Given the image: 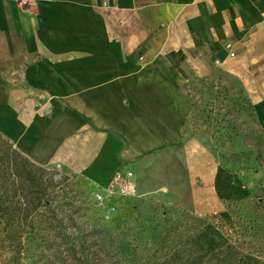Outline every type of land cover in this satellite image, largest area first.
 <instances>
[{
    "label": "crops",
    "instance_id": "obj_1",
    "mask_svg": "<svg viewBox=\"0 0 264 264\" xmlns=\"http://www.w3.org/2000/svg\"><path fill=\"white\" fill-rule=\"evenodd\" d=\"M17 1L0 0V134L31 162L102 187L159 147L188 151L182 88L217 73L264 129V0Z\"/></svg>",
    "mask_w": 264,
    "mask_h": 264
},
{
    "label": "rangeland",
    "instance_id": "obj_2",
    "mask_svg": "<svg viewBox=\"0 0 264 264\" xmlns=\"http://www.w3.org/2000/svg\"><path fill=\"white\" fill-rule=\"evenodd\" d=\"M182 89L193 104L183 135L201 143L159 147L102 187L31 162L0 134V207L14 223L39 225L33 240L22 237L23 264H264V129L222 73ZM212 143L234 151V170ZM118 173L135 184L133 196L108 191ZM13 255L0 241V264Z\"/></svg>",
    "mask_w": 264,
    "mask_h": 264
},
{
    "label": "trees",
    "instance_id": "obj_3",
    "mask_svg": "<svg viewBox=\"0 0 264 264\" xmlns=\"http://www.w3.org/2000/svg\"><path fill=\"white\" fill-rule=\"evenodd\" d=\"M245 99L249 103L247 98ZM249 105L251 106L250 103ZM192 114H193V110L191 112L189 119L192 118ZM211 148H212V151L215 157L220 161L221 164L223 165L231 164V167H232L231 170H234L233 167H235L236 164H239L241 162V160L238 157H236V155L234 154V151H231V152L228 151V147L224 148L223 144L212 143ZM248 153L249 152L247 151V154ZM253 162L259 165V162L255 161L254 159H253ZM259 200H262V198L258 199V201ZM257 204L260 206L261 205L260 201ZM18 211L25 212L27 210L25 208H20V209L18 208ZM25 218L26 216L24 217V220ZM12 220H13L12 212L10 210L4 209L3 207H0V226H1L0 227V234H1L0 241L3 244L5 243L6 247L14 254L13 257L11 258L12 264H23L24 262H22V259L25 260L26 258L25 257L21 258L18 255V254H21L20 253L21 247L19 246L21 245L22 237L23 238L24 236L28 237L27 239L29 242L33 240L32 236L39 235V231L36 229V227H39V225L36 224L35 225L36 227L34 226L29 227L26 221L14 223ZM60 234L61 236H64L65 239L69 238V237L67 238L66 234L63 232H60ZM24 239L27 240L26 238Z\"/></svg>",
    "mask_w": 264,
    "mask_h": 264
},
{
    "label": "built area",
    "instance_id": "obj_4",
    "mask_svg": "<svg viewBox=\"0 0 264 264\" xmlns=\"http://www.w3.org/2000/svg\"><path fill=\"white\" fill-rule=\"evenodd\" d=\"M17 4L21 7L24 6H33L35 5V2L33 0H18ZM226 47H229V44H226ZM231 55L233 53H230ZM114 186H117L120 191L127 197L133 196L135 194V184L133 183V181L125 176H121L119 173L116 175V177L114 179H112V181L109 183L108 185V191H112Z\"/></svg>",
    "mask_w": 264,
    "mask_h": 264
}]
</instances>
